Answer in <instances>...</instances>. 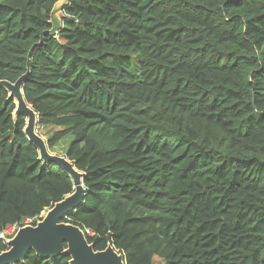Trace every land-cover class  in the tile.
<instances>
[{"label": "trees", "instance_id": "obj_1", "mask_svg": "<svg viewBox=\"0 0 264 264\" xmlns=\"http://www.w3.org/2000/svg\"><path fill=\"white\" fill-rule=\"evenodd\" d=\"M58 1L0 2V81L43 36L24 96L86 188L62 221L127 264H264V0H70L52 36ZM15 110L1 88L0 253L74 192Z\"/></svg>", "mask_w": 264, "mask_h": 264}, {"label": "water", "instance_id": "obj_2", "mask_svg": "<svg viewBox=\"0 0 264 264\" xmlns=\"http://www.w3.org/2000/svg\"><path fill=\"white\" fill-rule=\"evenodd\" d=\"M70 0H59L51 12L49 33L57 36L63 27L64 10ZM61 15V18H60ZM41 41L34 45L28 56V70L15 83L0 81V89H5L16 103L15 117L26 118L24 132L40 153L45 164H56L63 168L73 180L74 192L44 212L36 225L19 227L12 239L8 240L9 249L0 253V264L23 263L30 252L43 259H54L59 255L70 256V264H127L125 258L111 245L104 251H96L90 244L85 232L78 226L63 222V218L76 211L86 197L84 174L64 155L50 152L46 139L40 136L38 114L26 101L23 88L31 74V56Z\"/></svg>", "mask_w": 264, "mask_h": 264}, {"label": "rangeland", "instance_id": "obj_3", "mask_svg": "<svg viewBox=\"0 0 264 264\" xmlns=\"http://www.w3.org/2000/svg\"><path fill=\"white\" fill-rule=\"evenodd\" d=\"M3 0H0V2H2ZM60 18H61V15H60ZM40 133V132H39ZM40 136H43L42 134H40ZM44 137V136H43ZM68 141H69V139H68ZM47 142V141H46ZM67 146V144L66 143H63L62 145H60V146H58L57 148H56V150H55V152H53V153H55V154H60V155H65L64 154V149L63 148H65ZM44 214V213H43ZM30 225H32V224H30ZM15 231H16V228L15 227H11V228H9L8 229V231H7V234L8 235H13L14 233H15ZM158 262H160V260H158V259H156V263H158Z\"/></svg>", "mask_w": 264, "mask_h": 264}, {"label": "built area", "instance_id": "obj_4", "mask_svg": "<svg viewBox=\"0 0 264 264\" xmlns=\"http://www.w3.org/2000/svg\"><path fill=\"white\" fill-rule=\"evenodd\" d=\"M26 223L27 224H32L33 222H32V220H28Z\"/></svg>", "mask_w": 264, "mask_h": 264}, {"label": "bare ground", "instance_id": "obj_5", "mask_svg": "<svg viewBox=\"0 0 264 264\" xmlns=\"http://www.w3.org/2000/svg\"><path fill=\"white\" fill-rule=\"evenodd\" d=\"M51 153H53V152H51ZM53 154H55V153H53ZM58 155H60V154H58Z\"/></svg>", "mask_w": 264, "mask_h": 264}, {"label": "clouds", "instance_id": "obj_6", "mask_svg": "<svg viewBox=\"0 0 264 264\" xmlns=\"http://www.w3.org/2000/svg\"><path fill=\"white\" fill-rule=\"evenodd\" d=\"M51 152V151H50ZM43 215V214H42Z\"/></svg>", "mask_w": 264, "mask_h": 264}]
</instances>
